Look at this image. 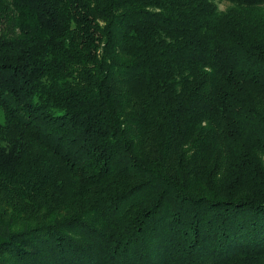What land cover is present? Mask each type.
Returning a JSON list of instances; mask_svg holds the SVG:
<instances>
[{
  "label": "trees",
  "instance_id": "1",
  "mask_svg": "<svg viewBox=\"0 0 264 264\" xmlns=\"http://www.w3.org/2000/svg\"><path fill=\"white\" fill-rule=\"evenodd\" d=\"M0 0V264H264V0Z\"/></svg>",
  "mask_w": 264,
  "mask_h": 264
},
{
  "label": "rangeland",
  "instance_id": "2",
  "mask_svg": "<svg viewBox=\"0 0 264 264\" xmlns=\"http://www.w3.org/2000/svg\"><path fill=\"white\" fill-rule=\"evenodd\" d=\"M220 9L224 10L229 4L228 2L224 1V0H215ZM4 121V111L3 109L0 107V123H2Z\"/></svg>",
  "mask_w": 264,
  "mask_h": 264
}]
</instances>
